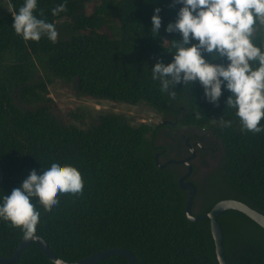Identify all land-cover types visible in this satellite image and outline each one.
Instances as JSON below:
<instances>
[{
    "label": "trees",
    "instance_id": "1",
    "mask_svg": "<svg viewBox=\"0 0 264 264\" xmlns=\"http://www.w3.org/2000/svg\"><path fill=\"white\" fill-rule=\"evenodd\" d=\"M37 2L35 13L43 11L37 18L56 27L55 43L46 36L24 41L12 27L23 0H0V203L31 170L42 174L54 162L69 164L82 174V195H61L49 212L32 200L41 213L34 236L57 258L75 262L123 248L134 255L135 264H218L209 221L186 218V190L177 182L181 166L154 158L163 148L156 140L162 139L163 127H184L206 129L218 141L215 166L199 181H191L196 187L192 215L207 212L221 199L241 201L264 215V132L241 131L235 109L227 108L231 93L223 86L217 106L204 98L198 81L170 88L176 93L172 97L152 79L155 63L173 59L171 40L181 37L165 28L182 5L171 7L173 0ZM65 3L67 11L53 15L52 9ZM156 7L162 24L159 33H152ZM108 18L118 24L116 36L103 31ZM261 38L258 30V45ZM50 77L78 95L145 104L167 122L132 124L120 114L88 113L90 122L84 128L61 123L46 105ZM221 120H231L232 126H222ZM216 221L226 264H264L263 228L232 209L221 212ZM23 237L19 228L0 220V256H10ZM0 264L55 263L30 241L14 261ZM93 264L127 261L108 255Z\"/></svg>",
    "mask_w": 264,
    "mask_h": 264
},
{
    "label": "clouds",
    "instance_id": "2",
    "mask_svg": "<svg viewBox=\"0 0 264 264\" xmlns=\"http://www.w3.org/2000/svg\"><path fill=\"white\" fill-rule=\"evenodd\" d=\"M175 4L182 6L165 31L179 33L181 38L171 40L175 50L172 61L157 62L151 70L152 79L160 81V91L174 97L176 93L170 88L198 81L204 98L218 106L223 86L231 93L227 108L235 109L241 131L264 132V32L259 45L256 43L258 30H264V0H173L170 6ZM37 7V0H23L13 14L12 27L24 41L38 42L46 36L55 43L56 27L37 18ZM65 11L66 3L52 9L53 15ZM160 11L156 7L151 17L152 33H159L161 28ZM217 59H226L227 63L214 62ZM221 125L231 127L232 121L221 120ZM83 187L82 174L75 166L54 162L42 174L33 169L19 187L3 197L0 220L30 238L36 233L41 215L33 198L49 212L59 205L61 195L80 196Z\"/></svg>",
    "mask_w": 264,
    "mask_h": 264
},
{
    "label": "rangeland",
    "instance_id": "3",
    "mask_svg": "<svg viewBox=\"0 0 264 264\" xmlns=\"http://www.w3.org/2000/svg\"><path fill=\"white\" fill-rule=\"evenodd\" d=\"M3 5L6 6L5 3ZM91 7L92 3L87 4L86 10H91ZM35 15L40 17V13H35ZM60 22H63V20ZM103 31L116 36L118 33L117 22L112 18L106 19ZM259 31L264 32V30ZM50 80L46 86V105L49 107L52 116L61 123H74L84 128L90 122L88 113H116L124 116L132 124L155 125L161 121V115L145 104L131 105L124 102H113L107 99H95L78 95L69 85L64 84L59 79L50 77ZM209 164H213V161L209 160ZM205 170H207L206 167L202 172H205Z\"/></svg>",
    "mask_w": 264,
    "mask_h": 264
},
{
    "label": "water",
    "instance_id": "4",
    "mask_svg": "<svg viewBox=\"0 0 264 264\" xmlns=\"http://www.w3.org/2000/svg\"><path fill=\"white\" fill-rule=\"evenodd\" d=\"M156 156L157 155L154 154V158H156ZM166 163H180V164H184L186 166V168H187L186 172L184 174H182L181 176H179L177 179L178 186L181 189L186 190L184 214H185L186 218L190 221H196V220H200V219H204V218L208 219L210 234H211V238H212L213 245H214L215 257H216L218 264H226V262L224 260V256H223L222 246H221V230H220V227L218 225V222L216 221V217L221 212H223L225 210H231V209L239 211V212L243 213L245 216H247L249 219L254 221L261 228L264 229V215L262 213L256 211L255 209L250 208L249 206H247L243 202L235 200V199L218 200L217 202H215L211 206V208L207 212H205L199 216L192 215L190 212V207H191V203H192V198H193L195 191H196V187L190 180H185L186 177L190 173L191 166L188 163L187 159H183V160L182 159H179V160L168 159L166 161ZM159 166L162 167L163 165H159ZM1 177H2V169L0 166V181H1ZM30 241L36 242L39 245L42 253L50 261H52L55 264H93V263L97 262L98 260H100L101 258L108 256V255H121V256L125 257L127 264H135V262H136V258L134 257V255H132L128 250L123 249V248H109V249H105L102 251L95 252V253H93L89 256H86L82 259H79L75 262H66V261H63V260L57 258L53 254V252L50 250V248L47 246V244L44 242V240H42L40 237L32 236V237L27 238V239L25 237H23L20 240V242L18 243V245L16 246L14 252L10 256H8V257L0 256V263H10V262L14 261L17 258V256L19 255L22 248Z\"/></svg>",
    "mask_w": 264,
    "mask_h": 264
},
{
    "label": "flooded vegetation",
    "instance_id": "5",
    "mask_svg": "<svg viewBox=\"0 0 264 264\" xmlns=\"http://www.w3.org/2000/svg\"><path fill=\"white\" fill-rule=\"evenodd\" d=\"M161 121L167 122L165 119ZM161 138L156 140L157 144H161L163 148L158 149L155 153L158 161L166 163L168 159H187L191 166L189 175L185 180L199 181L215 166L217 160V140L206 129L184 128L177 129H160ZM161 139V140H159ZM209 160L213 164H209ZM180 164V163H179ZM181 170L179 176L187 170L184 164H180ZM204 167L207 168L202 172ZM178 176V177H179Z\"/></svg>",
    "mask_w": 264,
    "mask_h": 264
}]
</instances>
